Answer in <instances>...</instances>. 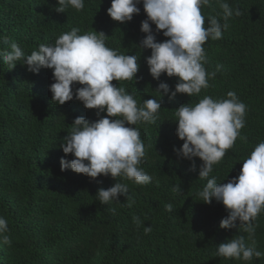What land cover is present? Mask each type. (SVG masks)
I'll list each match as a JSON object with an SVG mask.
<instances>
[{"label":"trees","instance_id":"1","mask_svg":"<svg viewBox=\"0 0 264 264\" xmlns=\"http://www.w3.org/2000/svg\"><path fill=\"white\" fill-rule=\"evenodd\" d=\"M242 13L230 18V27L220 40L209 39L205 45L206 70L216 72L210 87L199 96L178 94L174 99L162 95L161 110L155 123L138 124L146 157L141 167L151 177L147 185H137L120 177L99 176L95 180L70 169L61 171L65 156L60 145L71 132L75 118L96 121V110L85 109L74 97L64 105L52 103L50 85L52 70L33 74L20 61L12 70L0 60V216L8 222L11 244L0 240V264H264V257L251 262L225 259L214 255L217 245L238 235L236 228L221 229L227 216L221 203L205 204L197 193L207 180L227 183L237 177L243 161L264 142V0H224ZM84 9L69 8L57 13V0H0V40L17 43L25 55L38 50L41 43L52 45L73 27L80 34L95 30L106 36V46L120 54L135 55L140 69L135 80L113 81L134 96L138 105L144 100H160L159 83H178L176 77L162 74L154 80L146 58L151 50L141 49V22L147 19L143 5L131 22L113 21L107 10L111 0H84ZM223 23L222 10L216 0L202 8ZM157 42L167 38L157 34ZM7 45L0 43V50ZM217 65L222 67L217 71ZM81 87L76 84L73 90ZM235 91L247 106L245 127L240 130L233 148L216 165L208 178H199L202 161L178 158L174 149L183 141L176 135L175 110L181 105H195L204 96L227 98ZM116 182L125 183L134 200L131 207L120 197V203L101 204L95 197L101 188ZM174 186L181 188L173 192ZM173 204L169 213L165 205ZM112 209H115L113 212ZM143 226H151L145 234ZM256 247L264 252V213L257 218Z\"/></svg>","mask_w":264,"mask_h":264},{"label":"clouds","instance_id":"2","mask_svg":"<svg viewBox=\"0 0 264 264\" xmlns=\"http://www.w3.org/2000/svg\"><path fill=\"white\" fill-rule=\"evenodd\" d=\"M222 10L223 23L217 17L207 18L202 8L210 7L213 0H111L107 15L115 22H131L140 14L138 5H143L147 19L141 22V32L146 34L139 48L151 50L146 58L149 73L159 81L162 74L176 77L178 83L170 92L169 85L161 82L156 91L160 100H144L140 106L132 94L124 87L113 85V81L135 80L140 64L135 55L120 54L106 46L107 36L95 30L80 34L73 27L63 33L52 45L41 43L38 50L25 55L21 47L3 38L0 43L10 50H0V60L14 69L18 62L33 74L41 69L52 70L54 83L50 85L52 103L64 105L74 97L85 109L96 110L99 117L89 121L84 117L74 119L71 132L64 138L60 147L65 156L71 154L69 161L61 158V171L70 169L95 180L99 176H111L131 180L137 185H147L152 177L143 170L141 164L146 157L145 145L138 124L155 123L161 110L162 95L174 99L178 94L189 97L199 96L202 90L210 87L209 80L215 79L216 72L209 73L205 64L207 56L204 45L211 40H220L230 25V18L239 17L241 11L230 7L224 0H216ZM57 13H65L69 8L79 12L84 9V0H57ZM151 24L156 33H162L167 39L157 42ZM222 65H217V71ZM81 87L73 90V86ZM247 106L239 100L235 91H228L227 98L213 99L204 96L195 105H181L175 110L176 135L183 141L182 147L174 149L178 158L192 161V171L196 170L193 158H199V178H208L233 148L240 130L245 127ZM173 192L180 193L181 188L174 186ZM127 184L116 182L108 189H99L96 198L101 204L120 203L123 196L128 206L134 200L128 194ZM205 204L213 200L221 203L227 216L220 222L221 229L236 228L245 235H238L226 243L217 245V257L243 262L264 257V252L256 247L257 218L264 213V142L258 143L250 155L243 161L237 177L227 183H217L212 177L197 193ZM166 211H173V204L165 205ZM114 212L115 209H112ZM137 227L143 226L140 217L133 216ZM9 231L7 220L0 216V240L11 244L6 233ZM148 234L151 226H143Z\"/></svg>","mask_w":264,"mask_h":264}]
</instances>
